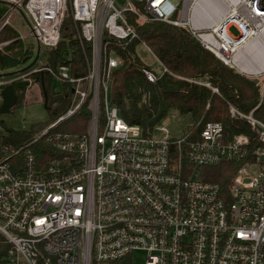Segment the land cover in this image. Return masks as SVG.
<instances>
[{"label": "built area", "instance_id": "built-area-1", "mask_svg": "<svg viewBox=\"0 0 264 264\" xmlns=\"http://www.w3.org/2000/svg\"><path fill=\"white\" fill-rule=\"evenodd\" d=\"M2 1L8 9L0 16V36L13 14L22 12L41 54L28 71L0 79V106L6 86L28 82L27 96L39 86L33 77L45 73L63 82L64 92L57 93L71 102L19 149L8 153L0 147V233L12 246L2 264H134L137 254H143L144 264H264V121L255 115L264 102V69L250 72L235 62L248 42L264 50V0H143L144 12L132 0ZM167 3L176 8L172 17L162 11ZM198 4L207 13L194 21ZM215 4L222 6L219 17ZM128 14L186 28L205 50L258 83L260 100L249 113L228 104L231 118L248 132L229 138L221 122L208 121L197 134L174 133L172 116L146 133L121 117L112 84L122 60L109 44L138 39ZM68 16L81 44L90 45L89 54L83 50L86 71L79 76L67 64L55 69L46 65V56L40 61L58 47ZM14 40L0 41V51ZM142 45L159 64L144 69L148 81L170 73ZM189 81L219 93L205 80ZM86 103L87 133L50 136L67 156L40 165L34 144ZM226 161L241 163L227 188L207 181V169Z\"/></svg>", "mask_w": 264, "mask_h": 264}, {"label": "trees", "instance_id": "trees-1", "mask_svg": "<svg viewBox=\"0 0 264 264\" xmlns=\"http://www.w3.org/2000/svg\"><path fill=\"white\" fill-rule=\"evenodd\" d=\"M134 6L144 12L143 0H132ZM4 9L0 4V16ZM130 24L135 28L138 39L124 46L110 41L109 51L114 50L121 58V65L115 69L112 84V101L118 107L121 117L129 124L140 126L144 132L152 133L173 114L178 117L181 131L199 133L208 121L221 122L229 138L240 131L248 132L246 125L231 118L228 104L231 103L241 111L249 113L260 100L259 85L245 78L225 65L211 52L205 50L186 28L175 27L162 22H141L132 14L127 15ZM11 29L3 30L0 41L16 39ZM61 41L52 51H46V65L58 68L67 64L75 74L83 75L86 71L85 50L90 52V45H82L75 29L73 19L68 16L61 30ZM145 43L170 73L161 76L156 82H149L144 74L148 66L138 57L137 47ZM14 51H0V73L17 70L30 58L21 49V40L9 44ZM182 77V78H179ZM208 77L211 85L218 89L219 95L211 89L196 85L185 79H204ZM39 83L41 91L44 83L47 98L42 93L46 108L50 111L51 121L55 120L71 106L70 100L58 94L51 86L52 78L48 74L33 77ZM43 79V80H42ZM28 82L19 81L12 84L17 97V104H22L26 97ZM264 121V102L255 113ZM90 112L87 103L75 114L62 121L50 134L40 138L33 147L35 157L40 165L48 166L53 160L64 159L67 153L58 151L50 141V136L59 132L63 135L80 137L87 133ZM174 133L178 129H173ZM43 125L34 126L31 131L6 130L0 133V147L8 153L19 149L37 136ZM24 154L17 156L21 162ZM241 163L226 161L218 167L207 169V181L219 183L226 187L236 174ZM12 246L0 233V264L8 257ZM127 264V262L120 263Z\"/></svg>", "mask_w": 264, "mask_h": 264}, {"label": "rangeland", "instance_id": "rangeland-1", "mask_svg": "<svg viewBox=\"0 0 264 264\" xmlns=\"http://www.w3.org/2000/svg\"><path fill=\"white\" fill-rule=\"evenodd\" d=\"M119 4H124V0H119ZM1 7L4 9V12L7 11L8 6L1 4ZM162 11L165 16L172 17L174 13L176 12V8L174 7L173 3H167L163 6ZM11 26L9 29H11L16 34V39L20 38L21 36H26L23 40H21V49L25 52H27L30 56L28 61L25 64H22L18 69L24 68L29 63L33 61V59L36 56L37 53V44L35 40L30 36L31 29L29 28L27 22L24 20V18L20 15V13L15 12L11 18L10 22ZM76 29V26H75ZM231 31L238 35V30L233 27ZM77 33V29H76ZM15 48H11L10 45H7L3 52L5 51H14ZM137 55L138 57L149 67L153 69H158L159 64L156 61L155 57L147 50L145 45H139L137 47ZM46 54L44 53L41 57V62L45 61ZM250 60V59H248ZM17 69V70H18ZM182 78V77H179ZM246 78V77H245ZM185 80H191V79H185ZM200 80V79H197ZM205 80L206 82L210 83V80L208 77H205L202 79V81ZM52 88L56 92L63 93L65 90V85L63 82L59 80H52L51 82ZM35 87V86H34ZM40 87V85L38 86ZM38 87L36 86L34 90H30V94H28L25 98L22 104L15 105V107L12 108V110L8 113L0 114V122H2L3 127L0 126V133H5L6 130H15V131H31L34 126L37 125H43V128H47L51 123V114L50 111L46 108L44 101L42 99V96L39 92H37ZM213 87V86H212ZM215 88V87H214ZM217 94V93H216ZM217 95L221 97V95ZM73 101V104L76 105L79 102V97L76 96L75 98L71 99ZM229 113V109H228ZM172 116H175V119H171L173 129H178L176 131H181L182 128L179 126L180 122L174 121L177 119V115L173 114ZM171 116V117H172ZM180 134V133H179ZM134 264H144L143 254H137L133 258Z\"/></svg>", "mask_w": 264, "mask_h": 264}, {"label": "bare ground", "instance_id": "bare-ground-1", "mask_svg": "<svg viewBox=\"0 0 264 264\" xmlns=\"http://www.w3.org/2000/svg\"><path fill=\"white\" fill-rule=\"evenodd\" d=\"M216 10L214 15L217 17L221 16L223 13L222 6L215 4ZM206 8L203 4H198L193 13V20L198 21L202 15H205ZM210 12H208L209 14ZM255 56L258 59L257 63H252L251 57ZM250 59V60H248ZM235 62L245 68L250 72H257L264 69V50L261 48L260 44L251 41L248 42L236 55Z\"/></svg>", "mask_w": 264, "mask_h": 264}, {"label": "water", "instance_id": "water-1", "mask_svg": "<svg viewBox=\"0 0 264 264\" xmlns=\"http://www.w3.org/2000/svg\"><path fill=\"white\" fill-rule=\"evenodd\" d=\"M0 3L1 4H8L7 2L2 1V0H0ZM21 14L24 17V19L26 20L27 24L29 25V22L25 18L24 14L22 12H21ZM40 54H41V46L38 45L36 56L30 64H28L27 66H25L24 68H21L19 70L0 73V79L10 78V77H13L19 73H24V72L28 71L38 62V60L40 58ZM42 88H43L44 97L47 98V92H46L44 83H42ZM1 96H2L3 102L0 106V114L8 113L17 104V97H16V94L14 92L12 85L6 86L3 89ZM0 126L3 127L2 122H0Z\"/></svg>", "mask_w": 264, "mask_h": 264}, {"label": "crops", "instance_id": "crops-1", "mask_svg": "<svg viewBox=\"0 0 264 264\" xmlns=\"http://www.w3.org/2000/svg\"><path fill=\"white\" fill-rule=\"evenodd\" d=\"M37 92H39L40 93V95L42 96V94H41V89H39V87H38V90H37ZM43 98V97H42Z\"/></svg>", "mask_w": 264, "mask_h": 264}]
</instances>
